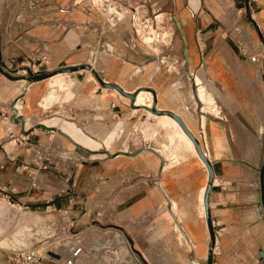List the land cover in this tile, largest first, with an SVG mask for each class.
I'll return each mask as SVG.
<instances>
[{
	"label": "rangeland",
	"instance_id": "1",
	"mask_svg": "<svg viewBox=\"0 0 264 264\" xmlns=\"http://www.w3.org/2000/svg\"><path fill=\"white\" fill-rule=\"evenodd\" d=\"M80 1L75 0L76 3ZM112 1L117 2L119 10L115 12L121 15L119 21L106 24L111 37L86 41L76 36L74 41L69 38L76 33L72 31L67 33L65 41L50 42L47 49L43 46L39 48L49 52L47 60L50 70L44 74L45 81L31 86L35 88L43 84L34 105L31 107L30 104L39 86L33 90L30 104L26 107L25 104L18 105L28 117V128L24 133L20 123L15 128L11 126L8 106H0V147L5 146L7 150L15 146L39 149L32 170L41 167L40 173L46 171L43 166L46 169L48 166L55 167L54 163H58L59 169H64L74 157L78 160L81 183L80 191L77 190L81 200L74 208L79 214L77 219L72 218L79 223L63 239L59 237L57 229L63 220L61 216L64 210L47 213L45 210L16 211L12 223L10 212L0 204V264H5L10 251L36 245H57L58 250H53L51 255L59 258L68 252L69 245L76 239L85 248V255L79 264H100L110 257L106 243L116 241L124 243L123 250L126 251H122L121 255L117 253L123 264H134L135 260L139 264H191L183 248L175 244L173 228L168 226L164 207L153 194L159 161L149 153H139L142 148H152L163 150L168 156L175 151L188 159L192 155L190 145L184 138L177 142L175 136L169 139V143L165 142L171 132L168 134L160 130L161 120L145 111L130 110L126 99L103 90L104 81L130 93L144 88L158 108L173 111L183 118L208 153L216 178L215 189L237 194L242 225L253 223L251 202L259 170L249 167L247 163L257 167L264 159V116L262 107L257 109L255 102V95L260 97L258 81L264 55L260 51V43L251 40L249 18L239 9L235 10V0H209V3L207 0ZM186 1L189 7H183ZM109 13L113 14L114 11ZM181 14L184 16H179ZM172 17L176 18L178 25L173 24ZM96 19L103 21L99 16ZM183 45L186 54H189L191 73L199 79V87L210 91L213 98L211 103H203L199 107L189 99L191 84L185 76ZM20 49L29 53L34 46L20 43ZM52 54L53 57H50ZM253 58H258V62H252ZM37 61L29 62L36 65ZM58 61L60 64L57 66ZM87 65L89 70L82 67ZM71 66H79L80 69L73 70L66 77L53 78L58 70ZM227 79L235 84V90L227 91L218 81L227 83ZM31 108L32 111H29ZM61 132L94 152L107 151L112 155L118 152L139 153L136 160L138 165L125 166V170H138L131 178L140 183L138 188L141 190L139 196L129 203L137 204L138 213L128 217L125 232L107 227L103 217L97 219L100 227L91 223L95 215L92 209L96 205L89 200L88 183L89 178L97 172L103 190L105 174L119 173L122 171L121 162L126 160L115 159L120 163L117 165L112 164L114 159L104 155H91L71 146ZM226 139L232 150L230 159L234 165L226 164L228 157L223 144ZM189 161L194 164L193 158L189 157ZM182 168L177 165L170 170ZM28 172L20 170L21 175ZM198 175H203L200 169ZM59 178H62L61 175ZM40 184L35 186L39 187ZM101 202L102 211L111 215L113 206ZM184 218L187 219L186 215ZM210 226L214 230L212 245H218L219 229L214 218Z\"/></svg>",
	"mask_w": 264,
	"mask_h": 264
},
{
	"label": "crops",
	"instance_id": "2",
	"mask_svg": "<svg viewBox=\"0 0 264 264\" xmlns=\"http://www.w3.org/2000/svg\"><path fill=\"white\" fill-rule=\"evenodd\" d=\"M207 2L209 3V0ZM233 3L235 10L239 9L240 13L244 12L249 18L251 28L248 31L251 40L256 44L260 43V51L264 55V0H235ZM186 5L189 7L188 1L185 2L183 7ZM107 31L108 28L105 23L96 19L92 12L84 11L75 0H0V106H9L19 98L20 103L25 104L24 107L30 104L31 97L34 94L33 90L39 85L35 88H31V86L45 81L44 74L50 70L49 66L47 69L40 68L37 74L31 76V80L26 79L25 74L30 75L31 67L34 65H31L28 60L38 59V56H40L37 54L39 48L43 46L47 49L48 43L63 41L67 33L70 32L73 35L75 34L69 36L70 40L75 41L76 36H78L81 40L90 41L97 38L101 41L103 38L111 37ZM20 43H31L34 49L29 53L20 51ZM45 52L46 54L49 53L46 50ZM50 57H53V54ZM56 64L58 66L60 61ZM261 66L258 81L260 97L255 95V102L257 109L262 107V116H264V61ZM220 69L228 77L221 67ZM218 81L227 91L236 89L235 84L228 79L227 83ZM42 85L39 86V90L30 104L31 107L40 96ZM28 89H30L29 94ZM128 107L133 111L130 103ZM29 111H32V108ZM17 124H13L12 127L15 128ZM225 137L227 138V135ZM262 139L264 140V132ZM223 144L226 147L225 155L228 157L226 164L234 165V162L230 159L232 150L229 148L228 139ZM39 152V149L29 146H15L9 150L5 146H1L0 188H6L12 201L26 207L28 210H34L35 212L39 210H64L68 212L71 218L77 219L79 212L74 211V208L77 202L81 200L78 194L81 185L78 160L72 157L69 166L64 169H59L58 163H54L55 167L48 166L45 172L40 173L41 167H38V170H32L34 166L32 164H34L33 162H35L36 155ZM137 156L130 158L116 156V160L124 159L126 161L121 162L122 167L120 168L122 171H118L119 173L105 174L103 190L100 188L102 184L97 172H95L94 177L89 178V200L92 203L95 202L96 205L92 210L95 214L99 213V218L103 217L107 227L113 228V231L114 229H120L125 232L128 217H134L138 213L135 202L129 205L130 201L136 199L141 192L138 188L140 183L131 178L137 169L125 170V166L138 165L136 163ZM189 157L193 158L190 155L185 162L174 165L183 166L182 170H170L174 167L172 166L160 180L167 196L176 204L177 209H180L182 212L179 211L187 217V219L184 218L186 235L188 234L187 236L194 244L206 246V258L205 260H199L197 264H264V159L259 162L257 167L247 163L249 167L259 170V177L253 189L251 202L252 210H254V220L249 226H244L240 219L241 211L239 210L240 200L237 199L238 195L216 190L214 182L208 200V219L199 217L197 207L200 191L205 185V173L199 163L194 158V164L191 163ZM115 159L111 161L112 164H120ZM112 168L119 169L114 166ZM22 169L29 172L21 175L20 170ZM198 169L203 173L201 177L198 175ZM60 170H63V173ZM124 170L126 172H123ZM60 175L62 178H59ZM40 182V186L36 187L35 184ZM225 185L228 186L227 183ZM101 193H103V196L100 197ZM153 194L162 203L155 184ZM101 201H104L106 206L108 204L113 206L114 212L111 215H107L102 211L103 203ZM3 207L9 211L8 207L5 205ZM99 218L95 219L93 216L91 223L97 222ZM212 218L217 222L219 239L218 245H212L214 253H212V250L209 253V243L212 241L214 233L210 226ZM78 223V221L75 223L76 226ZM96 226L100 227L99 224H96ZM106 245L111 249L112 257L115 254L112 252L116 250V247L124 244L116 241L115 243H106ZM122 251L126 250L120 248V250H117L116 255H121ZM66 256L67 253L60 256V262ZM82 258L78 260L77 264ZM118 259L122 261L119 256ZM103 262L104 260L100 264ZM134 264L139 263L135 260Z\"/></svg>",
	"mask_w": 264,
	"mask_h": 264
},
{
	"label": "bare ground",
	"instance_id": "3",
	"mask_svg": "<svg viewBox=\"0 0 264 264\" xmlns=\"http://www.w3.org/2000/svg\"><path fill=\"white\" fill-rule=\"evenodd\" d=\"M157 18H158V16H157ZM172 21H173V24L175 26L178 25L176 18L172 17ZM178 33L180 34V36H182V33L180 31ZM182 43H184L183 42V37H182ZM187 54H186V48L183 45L182 57H183L184 62H185V65H184L185 76L190 81V84H191L190 90H189V87L187 89V90H189L188 92L190 93L189 99H191L193 105H198L200 107V105L203 104V103H207V104L211 103L213 101V98H212L211 94L209 93L210 92L209 90L204 91L202 89V87H199L200 81H199V79L196 76H194L191 73V70L189 68V59L187 57ZM71 67H78V66H71ZM58 71H60V70H58ZM67 74H69V73L58 72V74L56 76H54L53 78L59 77V76H65L66 77ZM53 78H51L50 80H52ZM104 82L107 85H110L108 82H106V81H104ZM186 83L189 84L188 82H186ZM186 86H189V85H186ZM118 87H120V86H118ZM120 88L124 92H126L128 94H133V93L128 92L127 90H125L122 87H120ZM103 90L104 91L105 90L112 91V92L118 94L123 99H126V98H124L123 96H121L119 93H117L114 90H110V89H107V88H104V87H103ZM134 93L136 95L135 101H134L135 109L141 110V111H145L147 114H149L150 116H152L154 118H159L161 120V129L160 130L162 132H167V133L169 132L168 134H170V132H171L172 135L170 134L169 138L166 137L165 138V142L169 143V139H171L172 136H175L177 138V142L179 140H181L182 138H184L189 143L193 158L195 159V161H197L199 163V165L201 166V168L203 169V171L205 173V185L203 186V188L200 191V196L198 195L199 196V201H198V207H197V210H198L197 213H198L199 217L204 219L205 218V214H204V195H205V192H206V187H207V183H208V179H209V174H208V171H207L204 163L201 161L200 157L198 156V153H197V151H196V149L194 147V144L188 138V136L185 134V132L182 130L180 125H178L171 117L162 116V115L158 116V115H155L153 113L152 109H154V106H155V108L157 110H160V111H168V110H163L161 108H158L157 104L153 102L151 94L149 92H147V90H145L144 88H139ZM126 100L130 103V100H128V99H126ZM20 104H21L20 100H18L17 103L12 102L8 106L7 109L9 111V114L11 115V117L13 116V112H12V109H13L17 113V116H16L17 118H19V117H23L24 118L23 130L25 131L28 128V117L19 109L18 105L20 106ZM168 112H171L174 115L178 116L184 122V124H185L186 128L189 130V132L196 138V136L193 134L192 130L190 129V127L187 125V123L184 121L183 118H181L177 113H174L173 111H168ZM11 117H10V119H11ZM10 124H11V126H13V123H10ZM202 127L204 129V119L202 121ZM46 128H49V127L46 126ZM61 134L64 137V139L67 140V142L71 146H73V147L79 146V147L91 152V155H104L108 159H115L116 156H119V157H124L125 156V157H129L130 158V157L137 156L142 151V152L149 153V154L153 155L154 157H156L158 159V161H159V166H158V169L155 171V177H154L155 178V183L154 184L156 185L157 193L161 197L162 205L164 207V211L166 213V217H167V221H168L167 222L168 226L173 228L175 243L179 247L183 248L182 250H184V253H186V255L190 257L189 259H191V261H190L191 264H197V262L199 260L201 261V259L205 260V258H206V254H205L206 253V246L199 245V244L198 245L194 244L191 241V239L187 236L188 234L186 235V232H185V229H184V221H185L184 220V214L181 213L179 211V209H177L176 204L172 200H170V198L167 196V194L165 193V191L163 190L162 185H161V180L160 179L165 174H167L169 168H171L175 164H179L178 162L182 163V162H185L187 160V158L183 154H182L183 156H181V155H179L180 153L174 151L173 154L168 156L166 153H164L163 150H158V149L155 150V149H152V148L149 149V150H146L147 148L146 149L142 148V149L139 150V153L135 152V154H133L131 152H118L117 154L112 155V154H110L107 151H104V152L91 151L90 149H87L86 147L82 146L81 144L76 143L68 135H66V134H64L62 132H61ZM196 140H197V138H196ZM197 142L200 144V142L198 140H197ZM200 146H201V150H202V153L204 154V156L207 159H209L208 153L206 152V149L203 146V144H200ZM174 150H175V148H174ZM215 181H216V178L213 180V182L215 183Z\"/></svg>",
	"mask_w": 264,
	"mask_h": 264
},
{
	"label": "built area",
	"instance_id": "4",
	"mask_svg": "<svg viewBox=\"0 0 264 264\" xmlns=\"http://www.w3.org/2000/svg\"><path fill=\"white\" fill-rule=\"evenodd\" d=\"M116 3L117 2H114L112 0H81L78 5L81 6L84 11H90L95 16H99L100 18H102L103 23L110 24V22L119 21V16L121 15L115 12V10H119V6L117 7ZM109 11H114V13L111 14L109 13ZM105 17H107V19H105ZM37 54L40 55L37 59L39 60L37 61L38 64L31 67L30 75L25 74L27 80H31V76L37 74L40 68L47 69V67L49 66L46 52L44 50H38ZM252 62L257 63L258 58H253ZM35 67L36 69H34ZM17 102L18 101H16L15 103ZM42 168L43 170L46 169V167L44 166ZM0 204L8 207L10 215L13 218L12 223H14L15 221L14 218L16 217V211L19 213L28 211L26 207L18 205L12 201V198L6 188H0ZM45 212L47 213L50 211L45 210ZM63 214L64 215L61 216L63 220L61 223H59V228L57 229V233L62 239L67 237L66 235L69 234L70 231L75 229L76 226V222L74 221V219L72 220L68 212L65 211L63 212ZM94 217L95 219L99 218L100 214L96 213ZM66 219L70 220L67 221ZM92 224L96 226L97 222H93ZM14 227L15 225L13 226V228ZM123 246L124 245H118L116 247V250H114L112 253H115L114 255H116L117 250H120V248H123ZM53 250H58L57 245H36L35 247L12 250L6 256L5 264H77L78 260L85 255L84 245H82L81 241L77 239L73 242L72 245H69L67 256L62 260V262H60L59 258L51 255L53 253ZM110 251L111 249L108 247L107 254H109L110 257L104 260L102 264H123V262L118 259L117 255L115 258H112ZM212 253H214V249L212 250Z\"/></svg>",
	"mask_w": 264,
	"mask_h": 264
},
{
	"label": "water",
	"instance_id": "5",
	"mask_svg": "<svg viewBox=\"0 0 264 264\" xmlns=\"http://www.w3.org/2000/svg\"><path fill=\"white\" fill-rule=\"evenodd\" d=\"M84 69H87L89 70L90 67L89 66H82ZM76 69H80V67H65V68H62L60 69L59 72H63V73H71L73 70H76ZM102 85L104 88H107V89H110V90H114L116 91L117 93H119L121 96H123L124 98L130 100V106L131 108H135L134 106V101H135V93L133 94H128L126 92H124L120 87L116 86V85H107L105 82H102ZM153 110V113L155 115H158V116H168V117H171L178 125H180V127L182 128V130L185 132V134L188 136V138L192 141V143L194 144V147L198 153V156L200 157L201 161L204 163L207 171H208V174H209V179H208V183H207V187H206V192H205V195H204V214H205V219L207 220L208 219V210H209V203H208V200H209V194H210V191H211V188H212V183H213V180H214V170L210 164V161L204 156V154L202 153V150H201V146L200 144L197 142L196 138L189 132V130L186 128L184 122L176 115H174L173 113L171 112H168V111H160V110H157L154 106V109ZM12 112H13V116L11 117L10 119V122L13 123L14 125H16L17 123H20V127H21V130L22 132L24 133L25 131L23 130V127H24V118L23 117H19L17 118V113L12 109ZM43 128H46L44 126H41ZM75 147H78L88 153H91L79 146H75ZM212 250V241H210L209 243V253L211 252Z\"/></svg>",
	"mask_w": 264,
	"mask_h": 264
}]
</instances>
